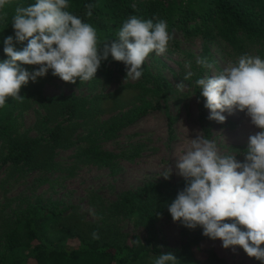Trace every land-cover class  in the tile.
<instances>
[{
	"label": "rangeland",
	"instance_id": "obj_1",
	"mask_svg": "<svg viewBox=\"0 0 264 264\" xmlns=\"http://www.w3.org/2000/svg\"><path fill=\"white\" fill-rule=\"evenodd\" d=\"M4 19H0V26ZM172 35L173 40L163 55L150 54L139 80L126 79L125 70L114 73L109 79L97 77L83 84L77 79L76 84H70L53 76L49 70L35 83L30 81V94L23 96V103L7 99L9 106L0 115V124L7 123L10 136L18 139L46 136L47 127L52 126L44 122L50 100L78 98L85 101L82 106L87 111L90 101L99 103L98 132L116 130L101 137L98 146L116 158L112 165L82 163L76 155L78 147L83 148V145L78 144L67 150L57 149L53 169L41 171L5 164L8 138L0 139V255L5 250L8 233L20 226L24 212L38 204L55 202L80 235L98 232L99 239L120 244L137 235L144 243L162 251L180 250L184 241L198 235L204 239L203 249L214 244L225 256L231 258L230 255L236 253L240 261L256 263L243 249L233 252L224 249L221 241L205 237L203 229H189L185 234L181 222H173L171 218L161 217L152 226L139 222L129 213L127 193L141 191L149 184L166 189L167 185L185 181L177 175L175 165L188 139L202 133L215 141L223 154H235L239 162H244L249 136L259 131L246 112L239 110L231 115L223 113L226 117L223 124L210 120V110L205 104L202 106L195 92V80L200 74L201 78L218 74L230 61L235 62L245 53L264 59V44L244 35L240 36L237 47L219 37L207 38L204 32L175 31ZM205 44L210 52L207 60L213 68H203L200 73L201 67L196 61L203 58ZM189 61L194 75L190 81H183L189 70L185 64ZM181 82L188 85L183 92L176 88ZM96 96L101 98L96 99ZM87 127L78 128L75 140L86 134ZM167 165L172 168V175L165 180L161 174ZM143 200V196L138 198L139 202ZM70 235L69 243L78 244L80 235Z\"/></svg>",
	"mask_w": 264,
	"mask_h": 264
},
{
	"label": "clouds",
	"instance_id": "obj_2",
	"mask_svg": "<svg viewBox=\"0 0 264 264\" xmlns=\"http://www.w3.org/2000/svg\"><path fill=\"white\" fill-rule=\"evenodd\" d=\"M14 0H0V19L6 17ZM96 4H87L86 16L91 18ZM69 0H35L27 6L16 3L12 16L14 37L4 40L7 56L0 62V108L8 98L23 103L21 88L29 81L52 75L63 82L80 84L96 77L102 62L109 56L126 67V79L139 80L150 54L163 55L173 40L168 24L158 16L151 19L129 16L118 30L119 42L101 43L96 28L69 11ZM27 41L17 51L14 43ZM197 65L211 69L206 58ZM21 65L38 66L28 71ZM183 81L194 75L191 62ZM210 110V120L223 124L234 110L246 112L252 125L259 129L249 136L244 162L235 154H223L217 143L198 133L188 139L176 159L177 175L186 187L168 206L173 222L188 229H203V235L220 240L224 249H243L249 258L264 264V59L259 55L242 54L229 62L218 74L195 80ZM188 85H176L183 92ZM172 168L167 165L161 176L168 180ZM94 215V213H93ZM98 232L92 239L98 240ZM153 264H179L175 253L158 255Z\"/></svg>",
	"mask_w": 264,
	"mask_h": 264
},
{
	"label": "trees",
	"instance_id": "obj_3",
	"mask_svg": "<svg viewBox=\"0 0 264 264\" xmlns=\"http://www.w3.org/2000/svg\"><path fill=\"white\" fill-rule=\"evenodd\" d=\"M16 3L27 6L35 3V0H14L12 8L8 9L4 23L0 26V62L7 59L3 51L5 38L14 37L12 16ZM90 3L97 5L91 18L86 16L85 8ZM69 4V11L96 28L101 43L119 42L117 33L123 21L135 15L143 19L158 16L167 22L170 34L175 31L186 34L204 32L207 38L219 37L235 47L241 42L240 36L244 35L264 44V0H69ZM192 23L195 24L193 27ZM26 46L27 41L14 43L17 51ZM209 54L205 44L202 57L207 59ZM21 67L28 71L38 70V66ZM125 70L122 62H116L109 56L107 61L102 62L95 78L109 79L114 73H124ZM158 87L160 89L159 84ZM195 92L204 106L206 100L198 86ZM29 94L30 81L20 92L24 97ZM95 98L100 99L101 96ZM84 103V100L73 97L50 100L44 122L52 126L47 127L46 136L39 139L12 138L10 126L1 123L0 139L8 138L9 145L8 155L3 162L49 171L55 165L57 149L67 150L82 144L83 148L78 147L76 155L80 162L112 165L116 155L100 149L98 143L101 137L111 134L116 128L103 134L98 132L99 119L96 116L101 113L99 103L90 101L88 111L82 106ZM8 106L9 101H6V105L0 108V115ZM86 125V134L75 140L78 128ZM244 151L246 153L247 148ZM166 187L162 189L160 185L149 184L141 191L127 193L129 213L139 222L152 226L161 217L172 219L168 206L186 187V181ZM141 196L144 200L139 202ZM68 220L69 217L55 202L38 204L28 209L22 214L20 226L8 233L0 264H153L158 255L168 252L175 253L179 264H246L236 258V253L230 255L231 258L223 255L214 244L203 249L204 239L198 235L184 241L180 250L162 251L144 243L137 235H132L123 244L108 239L93 240L92 235H80ZM182 227L184 233L188 234L189 229ZM194 230L201 231L202 228ZM71 233L80 235L78 244L69 243ZM255 264L261 262L256 260Z\"/></svg>",
	"mask_w": 264,
	"mask_h": 264
}]
</instances>
